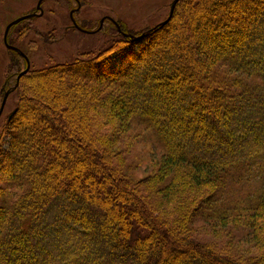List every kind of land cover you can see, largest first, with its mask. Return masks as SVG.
<instances>
[{"label": "trees", "instance_id": "obj_1", "mask_svg": "<svg viewBox=\"0 0 264 264\" xmlns=\"http://www.w3.org/2000/svg\"><path fill=\"white\" fill-rule=\"evenodd\" d=\"M114 27L109 48L13 92L0 264H264V0H180L130 33L146 46L124 72ZM146 134L161 155L134 182L123 164Z\"/></svg>", "mask_w": 264, "mask_h": 264}, {"label": "rangeland", "instance_id": "obj_2", "mask_svg": "<svg viewBox=\"0 0 264 264\" xmlns=\"http://www.w3.org/2000/svg\"><path fill=\"white\" fill-rule=\"evenodd\" d=\"M74 1L44 0L42 10H39L37 14L41 15L26 20L24 23L21 22L22 27L17 29L21 30V34L16 33L17 30L12 33L10 40L14 47L29 58L31 72L42 71L59 64H72L78 60H87L99 51L109 48L112 39L118 38L115 25L110 20L121 23L129 34L143 33L152 29L169 17L174 2V0ZM40 2L41 0H0V107L6 91L14 87L15 74L18 73L17 70L12 69V52L6 48L4 43L6 29L8 25L23 16L34 14ZM73 9H80L76 10L73 17L81 30L97 31L101 22L106 20L102 31L89 35L76 29L71 18ZM82 25L84 28H81ZM43 36L48 38V43L42 39ZM145 46V42L139 41L132 43L124 53L113 55L109 69L114 72H124L126 60L132 55L139 54ZM24 64H22L23 70L27 66L26 63ZM54 88L57 90L56 84ZM18 105L19 94L16 91L9 97L0 120V162L5 153L9 151L6 129ZM160 151L157 143L152 141L150 134H146L144 138L138 137L135 152L127 157L123 170L134 182L141 181L149 175L154 162L161 155ZM196 238L205 240L206 235L201 233L196 235ZM210 239L211 237H207V240ZM182 259L184 261V257L180 256L179 260Z\"/></svg>", "mask_w": 264, "mask_h": 264}, {"label": "water", "instance_id": "obj_3", "mask_svg": "<svg viewBox=\"0 0 264 264\" xmlns=\"http://www.w3.org/2000/svg\"><path fill=\"white\" fill-rule=\"evenodd\" d=\"M43 2H44V0H41V2H40L39 5H38L37 11H39V10L41 11L42 3H43ZM179 2H180V0H174L173 4H172V6H171V10H170L169 17H168L163 23H161L160 25L165 26L167 23H169V22L171 21V19L173 18L174 12H175V10H176V7H177V5H178ZM75 12H76V10H73V11L71 12V18H72V20H73L74 27H75L76 29H78V30L84 32V33H87V34H95V33L99 32V31L101 30V28L103 27L105 21H106V20H103V21L101 22V26L99 27V29H98L97 31H92V32L83 31V30H81V29L79 28V26L77 25V23H76V21H75V19H74V17H73ZM40 15H41V14H40ZM40 15H37L36 13L25 15V16H23L22 18L16 20L15 22H12L10 25H8V27H7V29H6L5 36H4V43H5L6 48L9 49V50H14V51H16V52H19V53L21 54V56L26 60V62H27V68H26V70H24V71L18 76L16 86H15L14 88H12L11 90H8V91L5 93V96H4L3 100H2V104H1V107H0V120H1V118H2V116H3L4 111H5V108H6V105H7V102H8L9 97H10L11 94L15 91L16 87L19 85V82H20L21 78H22L24 75L28 74V73L30 72V70H31V62H30L29 58H28L23 52H21L18 48L14 47V46H11V45L9 44V42H8V35H9V32H10V30L12 29L13 26H15V25H17V24H19V23H21V22H23V21H26V20L32 19V18H34V17H38V16H40ZM112 21H113V20H112ZM113 22H114V23L116 24V26L118 27L119 32H121V34L124 35L125 37L129 38V39L131 40L132 43H136V42L142 41V40L146 37V35H147V34H142L141 36H133V35H131V34L124 33V32H122V30H121L119 24H118L117 22H115V21H113ZM14 113H15V112H14ZM10 118H11V117H10Z\"/></svg>", "mask_w": 264, "mask_h": 264}, {"label": "flooded vegetation", "instance_id": "obj_4", "mask_svg": "<svg viewBox=\"0 0 264 264\" xmlns=\"http://www.w3.org/2000/svg\"><path fill=\"white\" fill-rule=\"evenodd\" d=\"M73 1H74V0H73ZM74 2H75V1H74ZM75 6H76V5H75ZM76 7L78 8V6H76ZM36 10H37V8H36ZM41 10H42V9H41ZM73 10H80V9H73ZM32 13H33V12H32ZM35 13L38 14V11H36ZM27 15H28V14H27ZM110 21L113 22L112 20H110ZM105 22H106V21H105ZM113 24H115V23L113 22ZM115 25H116V24H115ZM81 28H82V27H81ZM102 28H103V27H102ZM102 28H101L100 31H102ZM100 31H99V32H100ZM99 32H98V33H99Z\"/></svg>", "mask_w": 264, "mask_h": 264}]
</instances>
